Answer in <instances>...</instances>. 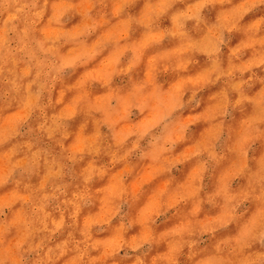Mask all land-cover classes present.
Here are the masks:
<instances>
[{"label": "rangeland", "instance_id": "rangeland-1", "mask_svg": "<svg viewBox=\"0 0 264 264\" xmlns=\"http://www.w3.org/2000/svg\"><path fill=\"white\" fill-rule=\"evenodd\" d=\"M0 260L264 258V4L0 0Z\"/></svg>", "mask_w": 264, "mask_h": 264}, {"label": "clouds", "instance_id": "clouds-1", "mask_svg": "<svg viewBox=\"0 0 264 264\" xmlns=\"http://www.w3.org/2000/svg\"><path fill=\"white\" fill-rule=\"evenodd\" d=\"M260 4H264V0H259ZM0 95H3V93H0ZM261 108H262V116H264V103L261 104ZM0 264H7V262L5 260H0ZM257 264H264V258H261Z\"/></svg>", "mask_w": 264, "mask_h": 264}]
</instances>
